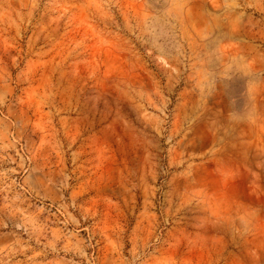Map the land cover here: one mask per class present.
Listing matches in <instances>:
<instances>
[{
	"label": "rangeland",
	"instance_id": "374dc122",
	"mask_svg": "<svg viewBox=\"0 0 264 264\" xmlns=\"http://www.w3.org/2000/svg\"><path fill=\"white\" fill-rule=\"evenodd\" d=\"M0 264H264V0H0Z\"/></svg>",
	"mask_w": 264,
	"mask_h": 264
}]
</instances>
